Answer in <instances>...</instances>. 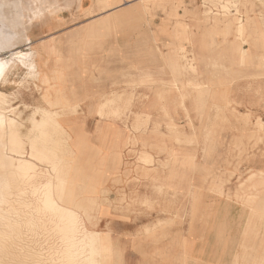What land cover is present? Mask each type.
<instances>
[{
    "label": "rangeland",
    "instance_id": "374dc122",
    "mask_svg": "<svg viewBox=\"0 0 264 264\" xmlns=\"http://www.w3.org/2000/svg\"><path fill=\"white\" fill-rule=\"evenodd\" d=\"M3 1L19 31L55 44L62 202L90 211L105 264L129 250L201 264L203 242L209 264H235L220 247L236 260L264 250V0H235L229 16L204 0H47L55 13L32 24L24 14L39 18L45 0ZM101 5L114 17L85 35ZM18 76L8 91L29 125L52 105L45 83Z\"/></svg>",
    "mask_w": 264,
    "mask_h": 264
},
{
    "label": "bare ground",
    "instance_id": "6f19581e",
    "mask_svg": "<svg viewBox=\"0 0 264 264\" xmlns=\"http://www.w3.org/2000/svg\"><path fill=\"white\" fill-rule=\"evenodd\" d=\"M12 4L18 10L21 3ZM4 5L0 2V264H105L101 231L85 220L90 211L62 202L64 180L55 134L65 126L52 108L60 99L46 93L52 106H36L29 125L13 104L16 94L8 89L22 83L18 75L31 79L37 68L27 27L19 31L22 19L6 16ZM58 6L45 0L39 18L26 13L24 21L32 24ZM22 42H27L25 48L18 46ZM254 264H262L261 259Z\"/></svg>",
    "mask_w": 264,
    "mask_h": 264
},
{
    "label": "crops",
    "instance_id": "0c3cea01",
    "mask_svg": "<svg viewBox=\"0 0 264 264\" xmlns=\"http://www.w3.org/2000/svg\"><path fill=\"white\" fill-rule=\"evenodd\" d=\"M81 1L82 0H80L79 2L81 3ZM121 1H123V0H120L119 2L121 3ZM124 1H129V0H124ZM120 3L118 5H122ZM203 3H204L205 12L214 13L216 15H226V16H229L231 13L234 12L232 7L230 6L232 3H233L232 4L233 6H237V1H235V0H204ZM108 7H110V6L101 5L100 10L98 12L99 14L97 16L98 20L94 21L92 24H90L89 26L82 29L83 32L85 31L84 32L85 35L91 33L95 29V27H97L98 25H101L104 22L108 23L111 21V19L114 16H109V15H111L113 13V11L116 9L117 6H113L112 10H109V11L106 10V8H108ZM104 12H106V13L104 14ZM89 14L91 15V17H94L93 15H96V14L92 15L91 13H89ZM79 32L80 31H78L76 33H79ZM26 44H27V42H25V45ZM30 46L32 48V51L34 52V62H35L37 69L35 70L36 71L35 76H33L31 79H27V80L33 81L37 87L40 86L39 83H45L47 85L46 91L43 94V99H45L46 93H49V97L55 98V97H53V93L51 92V90L53 88L56 89V87L54 86L55 82L54 83L51 82L53 76H52V73L50 72V69L49 68L47 69L49 59L46 58L47 52L56 51L55 44H53V42H47L46 43L44 41L41 44L37 45L33 42V40H31ZM245 50L246 49H244V51ZM116 100H117V98L113 96L112 98H108L106 102L110 103L112 101L115 102ZM134 113L138 114L136 111ZM194 173H195L194 171L191 172L190 178H194V175H195ZM255 173H256V171H253L251 173L252 175L250 174L248 179H251V177L254 176ZM204 245H205V242L202 243L201 248L199 247L200 250L197 247L195 249H198L199 253H201L202 257L205 259V261L201 264H209V261H210L209 255L210 254H209V251L204 248ZM188 246L191 247L192 245L190 243H188ZM215 249H216V247H215ZM218 249L223 250L222 251L223 254H221L220 256L225 261L234 259L235 264H254L256 259L260 258L261 263L264 264V250L261 248H259L257 251H255V254L252 256L248 255V256L242 257L241 259H243V260L241 263H240V258L238 256H237V260H236L233 255L231 256V255L225 254L223 248L220 247ZM193 250L194 249H192V250L189 249L187 251V254L194 252ZM145 252L146 253H144V254H139L138 256H135L134 253L130 252V250H129L128 252H125L126 255L124 258L127 261V264H147L149 257H151V256L149 255L148 251H145ZM150 264H163V263H162V261H158V262H152L151 261ZM199 264H200V262H199Z\"/></svg>",
    "mask_w": 264,
    "mask_h": 264
}]
</instances>
